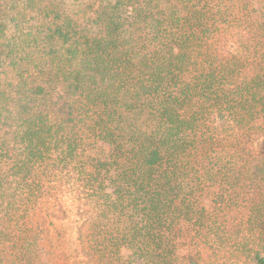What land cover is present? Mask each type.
<instances>
[{"label":"trees","instance_id":"16d2710c","mask_svg":"<svg viewBox=\"0 0 264 264\" xmlns=\"http://www.w3.org/2000/svg\"><path fill=\"white\" fill-rule=\"evenodd\" d=\"M48 221L98 262L264 264V0H0V264Z\"/></svg>","mask_w":264,"mask_h":264},{"label":"rangeland","instance_id":"374dc122","mask_svg":"<svg viewBox=\"0 0 264 264\" xmlns=\"http://www.w3.org/2000/svg\"><path fill=\"white\" fill-rule=\"evenodd\" d=\"M68 211H73L71 208L74 206L72 195L65 194L61 202ZM74 212H70L71 223L74 225L77 222L76 217H73ZM50 221L46 223L49 233H44V238L40 241L39 249L42 251L41 260L38 259V264H116L111 256H108L105 260L98 262L97 256H93L91 250L86 248L82 250L73 238H69V235H73L71 228L73 226L68 224L67 233L64 234V240L50 239ZM54 225L62 226L60 222H53ZM66 227V224L65 226ZM73 237V236H72ZM206 249V248H205ZM79 250V251H77ZM123 259L127 255L126 250L122 249L120 254ZM204 257L206 264H250L242 254L236 250V247L227 243L221 246H216L215 250L204 251Z\"/></svg>","mask_w":264,"mask_h":264}]
</instances>
